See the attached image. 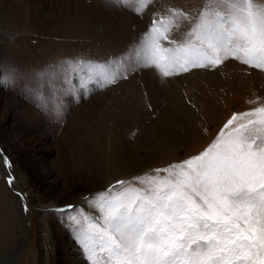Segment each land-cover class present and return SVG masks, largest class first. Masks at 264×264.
<instances>
[{"label":"rangeland","instance_id":"374dc122","mask_svg":"<svg viewBox=\"0 0 264 264\" xmlns=\"http://www.w3.org/2000/svg\"><path fill=\"white\" fill-rule=\"evenodd\" d=\"M211 3L151 0L140 14L138 0H0V156L35 199L58 204L36 209L42 231L29 264H90L79 233L99 215L98 194L117 180L139 186L134 177L202 150L233 112L264 104V70L231 58L168 77L145 66L154 14L195 16ZM187 31L181 20L169 39ZM88 63L104 64L116 82L103 84ZM14 201L0 177V253L17 251L2 264L20 262Z\"/></svg>","mask_w":264,"mask_h":264},{"label":"snow or ice","instance_id":"6c2138e0","mask_svg":"<svg viewBox=\"0 0 264 264\" xmlns=\"http://www.w3.org/2000/svg\"><path fill=\"white\" fill-rule=\"evenodd\" d=\"M150 2L138 0L137 11ZM181 20L185 39H169ZM149 31L145 66L164 77L230 58L264 70V3L212 0L195 16L168 9ZM86 67L116 82L104 64ZM0 162L11 167L6 155ZM153 172L134 177L139 186L117 180L98 194L99 215L79 233L90 264H264V104L233 112L202 150Z\"/></svg>","mask_w":264,"mask_h":264},{"label":"bare ground","instance_id":"6f19581e","mask_svg":"<svg viewBox=\"0 0 264 264\" xmlns=\"http://www.w3.org/2000/svg\"><path fill=\"white\" fill-rule=\"evenodd\" d=\"M9 175H11L14 178L12 181V185L10 186V189L19 195L21 201L20 203L19 201H14V205H13L15 206V209L18 212L17 214H19L21 217V227H22L21 238L19 239L18 243H16L18 244L17 247L19 248L18 250L19 254L21 253L20 262L17 264H29L28 256H27L28 249L30 246H33L34 244L33 242H35V239L37 240V237L39 238L40 232L42 231L41 225L43 219L36 215V209L40 207L46 209L51 207L54 208L58 206V204L56 203L57 200L56 201L48 200L44 202L35 199L31 194V191L29 189L30 187L26 185L24 180H22L20 176L19 177L17 176L18 178H15L14 175L11 173L10 169L4 166L2 162H0V177L6 179V177ZM43 178H44L43 176L38 178L41 186L45 185ZM13 253L17 255V251ZM13 253L12 251L9 252L5 251L0 253V264H2V261L3 259H5V257L7 260L9 258L12 259L13 258L12 256L14 255ZM61 256L60 258H62Z\"/></svg>","mask_w":264,"mask_h":264}]
</instances>
